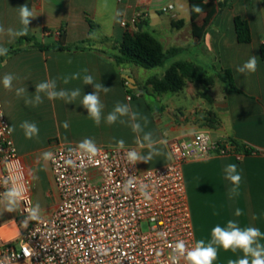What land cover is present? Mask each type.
Instances as JSON below:
<instances>
[{
	"label": "crops",
	"instance_id": "crops-1",
	"mask_svg": "<svg viewBox=\"0 0 264 264\" xmlns=\"http://www.w3.org/2000/svg\"><path fill=\"white\" fill-rule=\"evenodd\" d=\"M213 1L216 4L219 0ZM24 4L33 17L23 36L48 45L60 40L68 46L87 42V49L83 51L27 50L11 56L0 69V98L18 155L32 182L34 207L39 205L40 215L50 216L60 200L50 160L44 157L56 143L78 145L88 138L97 147H118L117 142L123 140L124 147L147 156L152 150L147 146L141 148L136 141L137 136L143 141L144 135L150 133L154 154L147 163L138 161L140 170L145 171L170 162L172 141L190 140L204 132L214 142L238 141L257 153L241 158L212 155L185 165L196 242L204 240L207 244L211 240V229L216 225L224 227L229 220L241 228L252 226L264 233V60L261 56L264 0H229L211 20L202 41H196L192 34L190 0H0V27L5 30L0 33V48L9 49L23 37L10 36L7 30L24 28L19 16L20 6ZM169 4L174 9L163 13V7ZM138 11L146 14L143 29L158 35L166 50L184 49L170 65L176 61L193 62L204 69L212 82L202 85L187 81L181 92L157 94L147 83L154 77L162 78L166 69L146 78L141 76L137 66L127 65L118 70L105 53L122 42L126 31H135L131 26L124 27L122 22L130 21ZM237 17L248 21L250 43L239 42ZM90 23L94 24L93 30ZM252 56L257 59L256 71L238 72ZM126 70L132 74L133 84L125 78ZM225 71L233 74L239 92L228 90L220 77ZM77 73L79 77L73 78ZM5 74L15 77L11 90L3 86ZM85 75H91L95 83L108 88L107 92L99 93L103 104L99 125L81 104L84 94L94 92L93 85L84 84ZM53 80L57 91L70 93L79 89L80 95L68 103L59 98L49 100L45 93H39L41 103H26L34 101L37 84ZM126 86L136 91L135 97L129 99ZM19 88L25 91L18 96ZM117 104L127 105L129 113L108 124L106 117ZM24 121L35 123L39 129L31 139L26 138L20 127ZM65 121L67 128L63 126ZM134 123L140 124L142 131L134 132ZM228 164H236L242 177L235 193L231 192L233 185L225 178ZM237 209L242 212L240 216L235 214ZM19 210L18 204L14 211L8 212L0 202L2 240L10 241L21 235ZM259 243L264 244V237ZM214 247L218 255L213 264H229L230 260L244 255L239 249L233 252L218 245Z\"/></svg>",
	"mask_w": 264,
	"mask_h": 264
},
{
	"label": "built area",
	"instance_id": "built-area-1",
	"mask_svg": "<svg viewBox=\"0 0 264 264\" xmlns=\"http://www.w3.org/2000/svg\"><path fill=\"white\" fill-rule=\"evenodd\" d=\"M173 9L169 4L162 11ZM145 18L138 11L122 25L136 31ZM77 146L56 143L51 147L53 159L49 160L59 204L50 216L28 219L25 210L34 207L32 182L0 98V201L14 176L26 188L19 202L18 222L23 231L10 241L0 238V264H174L169 244L182 239L191 249L196 243L185 165L212 155L242 156L230 142H214L204 132L190 140L172 141L170 162L145 171L138 162H128L126 153L133 148L98 147L100 152L89 161L81 157ZM130 177H135L136 186L125 191ZM141 184L148 186L151 200L141 195ZM161 232L167 237L162 238ZM25 245L30 255H25ZM175 264L186 261L180 258Z\"/></svg>",
	"mask_w": 264,
	"mask_h": 264
},
{
	"label": "clouds",
	"instance_id": "clouds-1",
	"mask_svg": "<svg viewBox=\"0 0 264 264\" xmlns=\"http://www.w3.org/2000/svg\"><path fill=\"white\" fill-rule=\"evenodd\" d=\"M197 12L201 11L199 7L195 9ZM20 22L24 25V28L20 31H13L12 29L7 30V34L10 36H23L27 34V26H29L30 18L33 17V13L29 10L27 4L20 6L19 10ZM5 30L0 27V33ZM8 52L7 48H0V55H6ZM257 68V59L255 56L250 57L242 66H240L237 71L251 72L254 73ZM87 71V70H85ZM79 74H74L73 78H78ZM15 79L13 74H5L2 80L3 86L5 89L11 90L13 80ZM68 82L67 78L64 81ZM83 82L85 85H93L94 92L89 94H84L81 101L82 106L87 110L88 115L92 118L96 125H99L101 122L103 104L100 101L99 93L100 91L107 92L108 88L105 87L102 83H95L91 75H85L83 77ZM25 90L19 88L16 91V94L19 96ZM35 91L37 95L34 98V101L28 100L26 103H36L39 104L42 102V98L39 93H45L49 100L55 99H65L66 102L71 103L72 100H75L80 95V90L76 89L70 93L65 90H56V82L53 81H44L35 86ZM129 113V107L123 104H117L114 110L109 113L106 117V122L108 124H113L118 119V116H124ZM132 118L135 119V114L133 113ZM67 128L69 125L67 121L63 125ZM21 128L25 131V136L28 139H31L34 135H37L39 129L35 123L24 121L21 125ZM134 132L142 131L140 124L134 123L132 125ZM137 144L143 148L147 146L152 151L149 152L147 156H142L135 149L129 150L126 153V158L129 163L135 164L138 161H143L147 163L152 158L154 154V142L150 133H146L141 141L140 137L137 136ZM145 142L146 145H145ZM119 148H124V141L120 140L117 142ZM78 150L81 157H87L89 161H92L100 152V149L97 147L95 142L91 139H84L78 144ZM45 159H53L52 153L48 152L44 154ZM68 164H72L73 161L68 160ZM226 179L231 182L233 188L231 189L232 193H235L239 187L240 181L242 179L241 175L237 171L236 164H228L225 168ZM136 186L135 177H130L124 184V190L128 191L131 188ZM147 185L141 184L140 191L141 195L144 196L146 200H151V195L147 191ZM26 188L21 182L19 176H14L12 178V186L3 194V200L0 201L5 204L6 210L12 212L16 209L17 205L21 200L25 198ZM28 212V219L38 220L39 219V205L35 207L26 209ZM237 216L242 214L240 209L236 210L235 213ZM26 223V221H25ZM162 238L167 237L166 232H161L159 234ZM264 237V233L256 227H246L241 228L235 221L229 220L226 226L222 227L216 225L211 229V240L205 244L204 240H199L195 243V246L191 249L186 247L184 240H178L175 244H169V247L173 250V259L175 261L183 258L186 261V264H213V261L216 260L218 252L217 248L214 245L222 247L225 251L232 250H241L243 252V257L237 260H230L229 264H264V244L259 243V239ZM25 255H30L27 246L24 247Z\"/></svg>",
	"mask_w": 264,
	"mask_h": 264
},
{
	"label": "trees",
	"instance_id": "trees-1",
	"mask_svg": "<svg viewBox=\"0 0 264 264\" xmlns=\"http://www.w3.org/2000/svg\"><path fill=\"white\" fill-rule=\"evenodd\" d=\"M191 13H192V34L196 41H202L207 27L209 26L213 17L220 11H222L227 5L229 0H219L215 2L209 0H190ZM199 7L201 11L197 12L195 9ZM204 16V17H203ZM201 17H203L201 19ZM201 19L198 24V20ZM141 23L146 24L143 20ZM236 31L238 40L241 43H250L252 41L251 29L248 21L237 17L235 20ZM91 24V30L94 29V24ZM87 42H82L78 45L68 46L65 45L63 40L53 45L43 44L37 41L33 37L23 36L8 49L6 55L0 57V69L4 63L13 55L21 52L36 49V50H54V51H83L87 49ZM184 52L182 48H171L166 50L163 43L152 33L145 29L141 31L137 28L136 31H126L121 43L114 45L112 49L105 53L108 59L118 69L122 70L127 65L137 66L146 70H156L163 68L169 60L178 57ZM261 56L264 60V45L261 48ZM221 79L228 85V90L233 92H239V89L235 86L233 74L230 71L220 73ZM194 82L202 85H209L212 79L207 75L204 69L188 61H176L173 62L166 69L165 75L162 78L154 77L148 81V85L152 86V89L157 94L162 93H178L184 90L186 82ZM126 82V81H125ZM128 94L131 98L136 91L126 86ZM207 98L205 95H202ZM235 148V152L241 155H250L257 153L253 149H248L245 145L238 141H230Z\"/></svg>",
	"mask_w": 264,
	"mask_h": 264
},
{
	"label": "rangeland",
	"instance_id": "rangeland-1",
	"mask_svg": "<svg viewBox=\"0 0 264 264\" xmlns=\"http://www.w3.org/2000/svg\"><path fill=\"white\" fill-rule=\"evenodd\" d=\"M156 36H158V35H156ZM181 57L185 58L186 56H185V55H182ZM170 63H171V60H169V61L167 62V64H166L163 68H158V69H156V70H146V69L140 68L141 76H142L143 78H146V77H148V76H151V75L156 74V72L159 74V72H161V71L167 69L168 66L170 65ZM208 74H209V75H214L215 73H208ZM144 228H146V227L144 226Z\"/></svg>",
	"mask_w": 264,
	"mask_h": 264
},
{
	"label": "water",
	"instance_id": "water-1",
	"mask_svg": "<svg viewBox=\"0 0 264 264\" xmlns=\"http://www.w3.org/2000/svg\"><path fill=\"white\" fill-rule=\"evenodd\" d=\"M143 26H144L143 23L139 24L138 29L141 31L143 29ZM125 73H127V74H125V78L127 79V81L129 83L133 84L134 83V80L132 78V74L130 73V71L129 70H126Z\"/></svg>",
	"mask_w": 264,
	"mask_h": 264
}]
</instances>
